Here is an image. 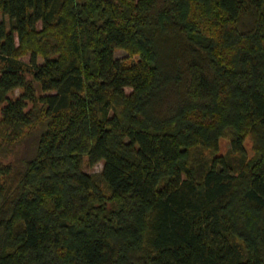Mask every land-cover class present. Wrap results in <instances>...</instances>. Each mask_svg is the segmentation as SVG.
<instances>
[{"label":"trees","instance_id":"1","mask_svg":"<svg viewBox=\"0 0 264 264\" xmlns=\"http://www.w3.org/2000/svg\"><path fill=\"white\" fill-rule=\"evenodd\" d=\"M0 103V264H264V0H0Z\"/></svg>","mask_w":264,"mask_h":264},{"label":"rangeland","instance_id":"2","mask_svg":"<svg viewBox=\"0 0 264 264\" xmlns=\"http://www.w3.org/2000/svg\"><path fill=\"white\" fill-rule=\"evenodd\" d=\"M115 56L116 58L121 61L123 64L125 65H129V64H132L134 62H136L139 58L138 57H130L127 52H125L124 50H117L115 52ZM30 54L23 57V61L25 63H29L30 62ZM38 64H43V59L42 58H38ZM29 75V74H28ZM23 92L22 89H17L16 91H14L10 96L11 98H17L21 93ZM126 92L127 93H130L131 92V89L130 88H127L126 89ZM4 104L3 103H0V118L2 116L1 114V110L3 108ZM245 145V148H246V151H247V155L248 157H251L254 155V150H253V143H252V140L250 137H248L244 143ZM230 151V142L228 139H222L220 141V145H219V152L218 154L219 155H228ZM209 155H211L209 152H208ZM84 168H85V171L88 173V174H92V175H99L102 173L103 171V163H99L97 164L96 166L94 167H89L87 165V163L85 162V165H84Z\"/></svg>","mask_w":264,"mask_h":264}]
</instances>
